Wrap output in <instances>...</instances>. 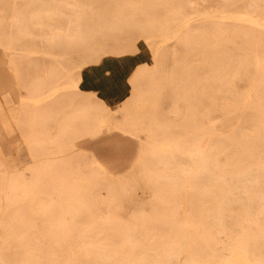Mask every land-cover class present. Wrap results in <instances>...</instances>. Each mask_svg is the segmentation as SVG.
Returning <instances> with one entry per match:
<instances>
[{
	"label": "rangeland",
	"instance_id": "obj_1",
	"mask_svg": "<svg viewBox=\"0 0 264 264\" xmlns=\"http://www.w3.org/2000/svg\"><path fill=\"white\" fill-rule=\"evenodd\" d=\"M238 13L264 20V0H0L16 90L76 85L25 137L0 106V264H264V28ZM137 48L125 104L80 91ZM116 131L139 143L122 173L75 145Z\"/></svg>",
	"mask_w": 264,
	"mask_h": 264
},
{
	"label": "crops",
	"instance_id": "obj_2",
	"mask_svg": "<svg viewBox=\"0 0 264 264\" xmlns=\"http://www.w3.org/2000/svg\"><path fill=\"white\" fill-rule=\"evenodd\" d=\"M1 59L2 56L0 55V60ZM148 62V54L139 48H137L134 53L103 57L95 63L86 65L81 70L79 75V89L83 94L94 95L100 103L110 108H118L125 104L132 96V80L137 71L147 66ZM20 93L22 95L25 93L26 97L24 98H27L28 101L30 97H40V94L44 96L47 92L42 88L33 92H31L30 89L23 88L21 92H18L16 90V82L11 74L6 69L0 68V106L3 108V111L6 112V116H8V113H11L9 115L12 117L15 115L14 118L16 122L11 124L14 132L18 131L20 126L22 137L29 135L27 131L29 130L30 122L32 120L35 121V119H39L38 121L41 124L42 132L46 126L45 123L48 121H52L51 125L54 127L61 124L59 122L63 117L60 113V100L50 101L35 108L30 102L29 104L26 102L23 104V102H21L22 99H20ZM5 103L7 104V108L4 107ZM57 113L61 116H57ZM55 115L57 117H55ZM38 130H40V127ZM75 130L76 124L73 125L74 133ZM53 135H55V133ZM15 136H19L18 133L13 137ZM79 144H81L82 148L91 152L101 165L114 173H122L133 165L139 146L136 138L120 131L95 139L84 138L80 141L75 140V145L79 146ZM98 144L102 146L97 148L96 145ZM125 153L128 154L129 157L127 164L124 166H116L111 160H107V157H109V159L112 157L120 159L122 154Z\"/></svg>",
	"mask_w": 264,
	"mask_h": 264
},
{
	"label": "bare ground",
	"instance_id": "obj_3",
	"mask_svg": "<svg viewBox=\"0 0 264 264\" xmlns=\"http://www.w3.org/2000/svg\"><path fill=\"white\" fill-rule=\"evenodd\" d=\"M50 9V8H49ZM228 19H232L233 21H236V22H243V23H247V24H250V25H253L254 27H257V28H264V25H263V22L264 20L258 16V15H253V14H233V15H230L228 16ZM21 22V20H20ZM47 46V45H46ZM25 51V50H23ZM9 52H14V50H10ZM32 54H42V55H49L50 53L48 52H45V51H40V50H34L33 52H31ZM52 54V53H51ZM50 54V55H51ZM3 56V54H2ZM9 57V56H8ZM3 63V62H2ZM3 66V65H2ZM5 68V67H4ZM3 69V67H2ZM15 74V73H14ZM76 87L75 84H68V85H61V86H56V87H53L48 93H46L44 96L40 94V97H30L28 98V101H27V98L25 99L24 97H26L25 93H23V95L20 93V99H22L21 102H26L29 104L32 103L34 106H40L44 103H47V102H50L51 100L55 99L56 97H58L64 90L66 89H71V88H74ZM23 96V97H22ZM28 96V95H27ZM29 97V96H28ZM2 115V114H1ZM3 116V115H2ZM104 129V128H103ZM143 132V131H142ZM2 157V156H1ZM4 158V157H3ZM146 158V157H145ZM5 159V158H4ZM145 160V159H144ZM197 162V161H196ZM4 163V162H3Z\"/></svg>",
	"mask_w": 264,
	"mask_h": 264
}]
</instances>
